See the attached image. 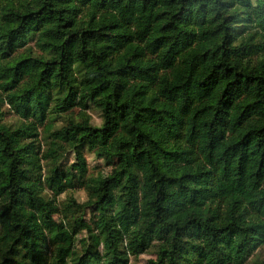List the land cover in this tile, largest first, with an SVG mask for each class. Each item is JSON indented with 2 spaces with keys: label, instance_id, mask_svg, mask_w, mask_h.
<instances>
[{
  "label": "trees",
  "instance_id": "1",
  "mask_svg": "<svg viewBox=\"0 0 264 264\" xmlns=\"http://www.w3.org/2000/svg\"><path fill=\"white\" fill-rule=\"evenodd\" d=\"M262 245L264 0H0V264H258Z\"/></svg>",
  "mask_w": 264,
  "mask_h": 264
},
{
  "label": "rangeland",
  "instance_id": "2",
  "mask_svg": "<svg viewBox=\"0 0 264 264\" xmlns=\"http://www.w3.org/2000/svg\"><path fill=\"white\" fill-rule=\"evenodd\" d=\"M86 103V99H85V93L84 91H80L79 96H78V100L75 104L76 106V110L80 109V108H84ZM90 107L88 109V113L91 116V123L95 126H99L101 124V118H100V112L98 109H96L95 107H93L91 104H89ZM4 109L6 110V107H4ZM4 120L10 123L13 122H17L18 121V117L16 115H14L13 113H9L6 112L5 116H4ZM58 123H62V119L59 118V122ZM42 143V149L46 147V145ZM84 154L86 157V162H87V166H88V174L90 175H95L97 177H104L105 175H107L110 170H111V166L106 165L102 159L97 158L93 152L84 149ZM75 157L73 152H67L65 154V157L63 159V164L65 166H69L71 167L72 171L76 172L75 169ZM45 192L51 196L52 195V191L49 189H46ZM74 196L75 199L82 203L85 202L87 200V193L83 188H78L76 187L73 190L70 191H65L62 192L60 194H58L56 196V199L58 200V202H62L65 201L68 196ZM88 206V208L85 209V217L87 219L91 218V217H97L98 215V211L96 206ZM58 219L59 217L56 216ZM95 232V231H94ZM93 233V231H92ZM90 235V233L86 232H82L79 233L76 237V241H77V245L78 247L82 245V243L84 242V240L86 239V237ZM154 253L152 251H148V252H143V253H139L137 255H130L129 257V263L130 264H145L148 259L154 258ZM252 260H255L256 263L258 264H264V245L260 246L259 248H257V250L255 251V255L252 257Z\"/></svg>",
  "mask_w": 264,
  "mask_h": 264
}]
</instances>
